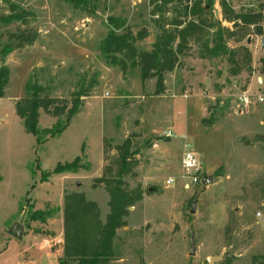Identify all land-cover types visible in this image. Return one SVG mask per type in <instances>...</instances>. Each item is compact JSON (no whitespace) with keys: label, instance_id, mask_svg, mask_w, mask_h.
I'll return each mask as SVG.
<instances>
[{"label":"rangeland","instance_id":"1","mask_svg":"<svg viewBox=\"0 0 264 264\" xmlns=\"http://www.w3.org/2000/svg\"><path fill=\"white\" fill-rule=\"evenodd\" d=\"M73 1L0 0V66L9 70L0 97V246L14 237L8 231L17 223L22 237L12 241L28 249L25 263L57 264L51 255L62 256L64 194L83 193L104 222L109 195L96 179L115 177L118 148L127 140L132 166L122 183L141 199L127 207L112 242L118 258L108 264L264 263L263 217L256 215H264V102L245 108L239 101L244 92L264 90V24L262 35L250 25L242 36H230L240 22L225 20L222 0H174L161 13L150 0ZM224 1L235 14L264 12V0ZM192 4L204 7L210 22L198 40L188 41L177 67L165 72L163 93H155L154 78L141 80L138 67L127 62L123 69L102 55L110 17L143 35L134 44L148 52L158 26L189 21L186 7ZM217 30L231 60L209 51ZM4 48L11 50L5 57ZM29 80L43 87L53 107H66L57 113L41 108V130L58 119L65 124L67 109L77 104L68 126L40 143L15 112ZM183 136L211 183L184 189ZM77 156L87 170L42 181ZM167 178L174 182L165 187ZM37 210L53 213L45 222L31 220ZM215 256L220 258L207 262Z\"/></svg>","mask_w":264,"mask_h":264},{"label":"trees","instance_id":"2","mask_svg":"<svg viewBox=\"0 0 264 264\" xmlns=\"http://www.w3.org/2000/svg\"><path fill=\"white\" fill-rule=\"evenodd\" d=\"M174 0H150L154 11L161 13L163 6ZM73 2H76L75 0ZM224 10L225 20L231 22L238 20L240 25L236 33H229L230 36H242L244 29L253 25L254 33L262 35V24H264V12L246 11L234 13L228 9L224 0L221 2ZM187 15L191 16L189 21L176 22L173 27H165L160 24L155 36L152 49L148 52L138 51L135 41L142 39L143 35H133L129 29L124 27L120 18L110 17L107 20L109 26L106 36L100 43L102 55L113 64L120 65L123 69L128 65L138 67L141 80L155 79V93L164 91V74L171 71L178 65V56L183 53L190 39H199L206 24L210 21L203 16L207 12L204 7L192 4L186 7ZM213 45L210 53L216 56L231 58V51L226 49L223 42L222 31L217 30L216 36L212 39ZM11 50L4 48L2 55L5 57ZM247 55V50L244 51ZM248 59V58H247ZM231 60V59H230ZM9 70L6 65L0 66V97L4 94V88L8 82ZM44 89L35 81L29 80L25 84V96L15 103V112L21 119L26 132L35 136L37 143L45 140L43 136L53 137L59 135L69 124L71 118L78 112L77 104L67 109L66 122L61 124L59 119L52 127L39 129V110L52 107L53 112L66 110L65 106L57 108L54 100L43 95ZM125 144V145H124ZM118 148L119 154L116 158L115 177L101 176L96 181L104 183L109 195V211L104 222L100 219L97 205L87 200L83 193L69 192L63 196V251L58 258L57 264H108L116 260L112 242L116 230L124 224L127 207L135 201L140 200V193L133 194L128 191L122 183V178L128 175L132 162L128 159V142ZM82 158L77 156L70 162L58 163L52 171L46 172L42 181L47 180L51 174L75 173L79 169L87 170L89 167L81 163ZM110 170V169H109ZM51 211H32L29 213L31 220L45 222L51 216ZM261 264H264L261 262Z\"/></svg>","mask_w":264,"mask_h":264},{"label":"built area","instance_id":"3","mask_svg":"<svg viewBox=\"0 0 264 264\" xmlns=\"http://www.w3.org/2000/svg\"><path fill=\"white\" fill-rule=\"evenodd\" d=\"M239 101L246 108L251 104L252 101L256 103L264 102V90L257 91L255 94H248L246 92L239 96ZM166 137H171V132L169 130L164 131ZM180 168L183 172V187L186 190H190L197 184H201L202 179V163L196 153L193 151L192 144L189 142L187 136H183L182 151L180 158ZM174 182L173 178H167L164 180V186L168 187ZM257 217H263L264 215L260 212L256 213Z\"/></svg>","mask_w":264,"mask_h":264},{"label":"crops","instance_id":"4","mask_svg":"<svg viewBox=\"0 0 264 264\" xmlns=\"http://www.w3.org/2000/svg\"><path fill=\"white\" fill-rule=\"evenodd\" d=\"M211 168H213V167H209V166L206 167V169H211ZM202 170H203V164H202ZM12 238L19 240V238L9 237L0 246V264H26L24 259H23V254L28 249L25 247L19 248L18 245H16V243H13ZM45 256H50V255H49V253L46 252ZM51 256L54 258V261H57V259H58L57 253L56 254L52 253ZM27 264H30V263H27ZM38 264H40V263H38Z\"/></svg>","mask_w":264,"mask_h":264},{"label":"water","instance_id":"5","mask_svg":"<svg viewBox=\"0 0 264 264\" xmlns=\"http://www.w3.org/2000/svg\"><path fill=\"white\" fill-rule=\"evenodd\" d=\"M260 46L262 48H264V37H261V39H260ZM258 81L261 82L262 79L259 78ZM212 181H214V179H204V178L201 179V183L202 184H208V183H211ZM196 201H197V198H195L193 203H192V207L190 209V213L194 212V205H195ZM8 232H9L10 235L14 236L15 238H19L20 239L22 237V228H17V223H13V225L10 227ZM190 244H191V248H190L189 254H193L194 248H195L193 234H191V236H190ZM219 258H220V256L209 257V258H207V262L211 263L214 260H218Z\"/></svg>","mask_w":264,"mask_h":264}]
</instances>
